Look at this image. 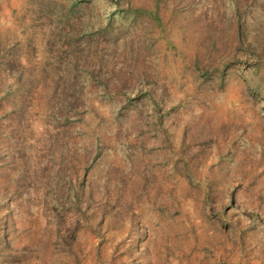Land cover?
Masks as SVG:
<instances>
[{"label":"rangeland","instance_id":"obj_1","mask_svg":"<svg viewBox=\"0 0 264 264\" xmlns=\"http://www.w3.org/2000/svg\"><path fill=\"white\" fill-rule=\"evenodd\" d=\"M0 264H264V0H0Z\"/></svg>","mask_w":264,"mask_h":264}]
</instances>
